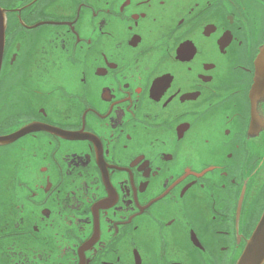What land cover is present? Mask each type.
<instances>
[{
  "label": "flooded vegetation",
  "instance_id": "1",
  "mask_svg": "<svg viewBox=\"0 0 264 264\" xmlns=\"http://www.w3.org/2000/svg\"><path fill=\"white\" fill-rule=\"evenodd\" d=\"M0 264H237L264 213V0H0ZM264 92V91H263Z\"/></svg>",
  "mask_w": 264,
  "mask_h": 264
},
{
  "label": "water",
  "instance_id": "2",
  "mask_svg": "<svg viewBox=\"0 0 264 264\" xmlns=\"http://www.w3.org/2000/svg\"><path fill=\"white\" fill-rule=\"evenodd\" d=\"M5 27H6V16L5 10L0 6V69L3 59L4 45H5ZM260 53L256 59V75L252 93L256 96L264 93V45L262 46ZM21 130L14 135L9 137H0V143L7 142V140H13L17 137L24 135L25 131ZM261 219L256 225V229L253 235L248 241V244L242 253L237 264H264V213L261 215Z\"/></svg>",
  "mask_w": 264,
  "mask_h": 264
}]
</instances>
